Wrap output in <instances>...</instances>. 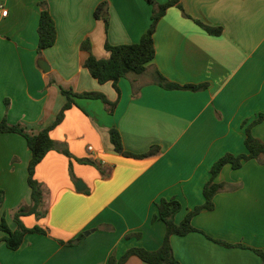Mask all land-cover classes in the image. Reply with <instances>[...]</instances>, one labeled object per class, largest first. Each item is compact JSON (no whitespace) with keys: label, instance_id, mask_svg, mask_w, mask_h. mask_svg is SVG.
<instances>
[{"label":"crops","instance_id":"crops-1","mask_svg":"<svg viewBox=\"0 0 264 264\" xmlns=\"http://www.w3.org/2000/svg\"><path fill=\"white\" fill-rule=\"evenodd\" d=\"M0 0V122L38 133L52 125L68 98L62 89L104 94L74 98L52 131L56 147L37 166L47 211L22 217L28 229L22 246L11 250L0 231V264H109L128 249L158 250L166 226L154 220L157 203L182 204L175 221L205 202L203 188L211 167L226 153L247 152V127L264 113V0H179L167 9L154 34L156 56L141 75L100 84L84 67L90 40L93 53L107 59L112 45L140 42L158 4L169 0ZM106 2L102 18L95 17ZM44 4L56 23L54 46L38 52V26ZM221 27L211 35L198 24ZM158 73L180 86L167 88ZM120 132L124 150L114 151L110 131ZM264 142V120L253 125ZM92 147V150H90ZM68 151L69 155L65 153ZM32 152L18 133L0 134L2 215L11 230L16 212L32 205L28 183ZM106 169L103 176L97 165ZM216 181L223 189L214 209L192 219L197 231L173 235L181 264H264V155L239 169L225 166ZM81 182L82 190L77 184ZM87 235L76 245L67 242ZM220 242L226 243L224 245ZM125 264H148L133 256Z\"/></svg>","mask_w":264,"mask_h":264},{"label":"trees","instance_id":"trees-1","mask_svg":"<svg viewBox=\"0 0 264 264\" xmlns=\"http://www.w3.org/2000/svg\"><path fill=\"white\" fill-rule=\"evenodd\" d=\"M147 1L150 4L155 5L154 0ZM178 3L179 0H169L164 4H158L156 6V9L154 10L152 16L151 24L147 32L141 38L140 42L120 45H112L109 42H106L105 48L110 53V57L107 59H99L98 57H96L93 53L90 40L84 41L81 45V48L87 51L89 54L84 63V67L100 84L112 82V84L117 89V84L122 78H126L131 74L141 75L145 73L148 69V65L151 61L154 60L156 56L154 34L156 32L158 22L160 21L161 17L164 16L169 7L178 5ZM106 11L107 3L103 2L99 4L95 10V17L98 19H103L106 22V26L108 28V18H102L103 13H105ZM198 24H200V26H202V28L211 35L222 34L221 27H212L203 24L202 22H198ZM38 35L39 54H41L43 50L54 46L57 41L58 33L56 23L50 13L47 4H44L43 10L41 12L38 26ZM158 81L160 85L172 89L183 88L198 90L205 87V85L180 86L175 83L169 82L160 73H158ZM62 92L68 98L66 104L58 114L55 122L38 133L28 132L24 127L20 125H11L5 119L0 122V134L18 133L24 136L27 140L28 147L32 152V158L28 168V183L32 190V205L29 207L22 206L16 212L15 220L18 223V228L16 230L10 229L6 216L2 215L4 192H0V231L5 233L3 240L6 242L7 247L11 250H18L22 246L27 233H46V231L40 227H35L32 229L26 228L22 222V217L32 214H35L37 217H42L46 214L47 203L45 197L48 192L43 184L36 179V168L42 162L45 156L56 147V143L51 136V131L62 122L65 116V112L74 105V98L100 99L104 102V104H106L109 111H113L116 106L115 102H111L104 94L98 92L77 93L73 90L65 89H62ZM263 120L264 113H260L258 117L247 127L245 139L247 148L246 153L238 155L233 153H226L213 164L210 171L211 177L203 188L205 202L202 205H199L193 210L189 211L180 223H177L175 221L176 215L182 209V204L179 200L175 198H163L157 203V213L154 215L153 219L163 221L166 226V235L161 247L158 250L150 251L142 247H133L128 249L120 258H116V256L112 255L109 259V264H125L126 261L133 256L140 258L142 261L148 264H181L174 255L173 247L171 244V237L173 235L185 236L191 232L197 231L196 228L192 225V219L194 218V216L205 209H214V197L223 189V184L217 182L216 178L225 166L230 165L233 169H239L243 166L244 162L252 159H257L261 155H264V142L254 137L251 132L252 126L261 123ZM110 138L114 147V151L128 157L145 158L154 156L159 152L156 148H152L148 153L141 155H134L126 152L124 150L121 134L116 129H112L110 131ZM65 153L69 155L68 151H65ZM80 161L97 165L102 175H107L106 169L101 168V166L95 161ZM86 235L87 232H83L79 234L75 239L67 242V244L76 245ZM220 243L228 245L223 242ZM255 251L264 260V252L260 250Z\"/></svg>","mask_w":264,"mask_h":264},{"label":"built area","instance_id":"built-area-1","mask_svg":"<svg viewBox=\"0 0 264 264\" xmlns=\"http://www.w3.org/2000/svg\"><path fill=\"white\" fill-rule=\"evenodd\" d=\"M0 10H1L2 16H7L8 11L2 5H0ZM90 150H92V147H90Z\"/></svg>","mask_w":264,"mask_h":264},{"label":"water","instance_id":"water-1","mask_svg":"<svg viewBox=\"0 0 264 264\" xmlns=\"http://www.w3.org/2000/svg\"><path fill=\"white\" fill-rule=\"evenodd\" d=\"M81 182H79L78 184H77V187H78V189L79 190H82V188H81V184H80Z\"/></svg>","mask_w":264,"mask_h":264}]
</instances>
